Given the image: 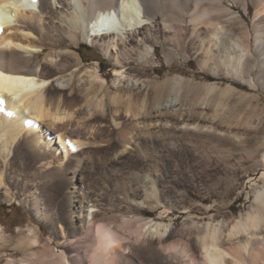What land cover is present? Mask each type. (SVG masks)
<instances>
[{
	"label": "bare ground",
	"instance_id": "1",
	"mask_svg": "<svg viewBox=\"0 0 264 264\" xmlns=\"http://www.w3.org/2000/svg\"><path fill=\"white\" fill-rule=\"evenodd\" d=\"M160 43L168 54L202 66L254 73V84L264 92V0H0V201L12 200L11 189H17L16 200L60 234L58 244L71 249L69 259L41 243L37 226H27L26 234L19 232L11 242L0 225V249L10 246L23 254L6 264H143L157 254L160 264H264V186L229 225L206 213L189 214L183 235L163 220L170 209L186 208L179 192L171 191L179 183L164 175L152 155L154 146L170 152L167 143L179 144V152L231 174L237 161L209 133L237 136L229 126L204 125L202 136L193 139L188 132L194 127L179 122L184 118L172 121L179 131H167L164 109L179 103H154L146 89L137 92L141 83L151 82L133 67L148 62ZM84 44L110 62L113 83L108 85L97 62L83 64ZM126 75L134 82L112 96ZM115 101L129 107L120 121ZM134 153L143 161L152 155L138 168L145 173L115 179L116 161L126 164ZM98 177L122 192L109 198L107 184H94ZM55 193L61 200L50 207ZM143 208L162 210L143 217ZM131 225L138 229L128 230L132 237L107 244L112 227ZM94 229L101 245L106 243L101 255L87 253ZM170 238L171 248L159 254L155 245ZM183 243L192 258L182 252Z\"/></svg>",
	"mask_w": 264,
	"mask_h": 264
},
{
	"label": "rangeland",
	"instance_id": "2",
	"mask_svg": "<svg viewBox=\"0 0 264 264\" xmlns=\"http://www.w3.org/2000/svg\"><path fill=\"white\" fill-rule=\"evenodd\" d=\"M244 18L249 22L247 16L244 15ZM79 50L83 64H90L92 66L96 65L95 62H97L98 69L108 85L113 83L115 79L113 75L114 70L107 59L87 44H84ZM133 67L144 79H148L151 82L149 85L146 82L141 83L136 90L137 92H142L146 89L154 103L159 101L162 104L179 103L177 106H169L164 109L167 115H165L166 120L171 125L167 131H179L175 130L172 124V121H177L179 118H184V121L179 122L189 123L190 126L194 127L193 130L188 132L193 136V139L199 138L200 135L202 136V133L199 131H201V128L204 129V125H212L218 129H224L228 126L234 130L236 129L234 132H236L237 140L219 137L214 133L213 135L212 132L209 133L212 139L220 140L222 148H226L227 153L231 155L230 158L237 161V164H235L237 167H235V170L231 174H225L216 165L203 161L198 155L192 154L189 151V153L187 151L185 153L183 151L179 152L177 150V148H181L179 144L171 145L167 143L170 150L174 149L170 152L164 151L161 144L154 146L155 148L152 150V155L157 157L164 175L168 176V179H174L179 183L171 191L173 193L179 192L181 195L180 202L186 208L183 210L170 209V212L162 214L165 223L170 224L172 222L175 234L182 232L185 235L187 233L185 227L187 223L185 222L188 216H190L189 214L192 217L196 215L201 216L202 213H206L205 216L211 218L218 217L219 220L229 225L232 219L249 210L251 205H253L255 191L264 186V92L259 90L254 84V73L244 75L242 72L239 73V70L235 71L226 66L218 68L213 65L208 67L202 66L196 59L191 57L183 59L180 56L168 54L167 48L161 43L156 46L155 55H151L148 62H138ZM126 76L127 79L120 83L121 86L118 84V87L112 88V96L118 94L119 92L117 91L124 93L127 87L132 85L134 78L130 75ZM207 77H210V79ZM75 84L77 85L78 82L76 81ZM125 104L115 101V108H118L120 114L119 121L126 115V111L129 108L128 104ZM109 116L110 107H108L106 114L103 116V122L107 126L109 125L107 121ZM181 136L185 135L182 134ZM105 138L102 136L100 139L103 140ZM192 142L190 144L189 142L185 143L184 148L194 143ZM116 145H118V142L115 131ZM205 147L207 148V146ZM105 148L107 146L98 147L101 151ZM146 148H149V146L146 145ZM132 155L133 159L130 161L131 163L127 162L130 164L123 162L124 164L119 163V165L116 161L115 179H133L138 175L141 176L145 171L141 172L138 168L141 164L151 162V158H153L152 155L151 157L148 156V159L146 158L147 160H144V162L138 154L134 153ZM249 155L251 158L247 159ZM244 158L246 159L244 160ZM126 167L128 168L126 169ZM94 181V184L98 183L97 186L99 187L107 184V195L109 198L115 195L117 190V193L122 192L118 187H115V182L107 183L103 178L101 180L100 177ZM12 189L11 194L13 199L10 201H0V225L4 228L5 236L11 242H14L19 237V232L22 235L26 234L25 229L27 226H37L40 229L41 243L49 242L54 251L63 250L67 254V257H69L71 249L68 246L58 244L61 239L60 234L58 235V233L54 232L52 226L34 218L23 204L19 200H16L18 199L16 194L17 189ZM53 198L48 202L50 207H54L56 202L61 200L60 193H55ZM161 210V208L154 210L143 208L140 215L143 217H157ZM182 224H185V226ZM112 229H115V232L112 236L108 235L107 237V244L109 245L115 239H123L128 235L132 237L128 230H138L133 225L112 227ZM97 231L96 229L92 231L94 239L90 242L91 247L87 248L88 254L96 252L101 255L106 250V243L101 245L99 238L96 239L95 237ZM171 241L173 239L170 238L166 242L164 241L155 245L158 248L159 254L171 248ZM182 252L186 253V257L187 255L191 258L194 256L193 251L190 250L186 243L182 245ZM22 255L21 252H16L10 246H6L0 249V264H6L10 259L16 260L22 257ZM157 258L158 254L149 261L143 262V264H160Z\"/></svg>",
	"mask_w": 264,
	"mask_h": 264
},
{
	"label": "trees",
	"instance_id": "3",
	"mask_svg": "<svg viewBox=\"0 0 264 264\" xmlns=\"http://www.w3.org/2000/svg\"><path fill=\"white\" fill-rule=\"evenodd\" d=\"M208 79H210V77H207Z\"/></svg>",
	"mask_w": 264,
	"mask_h": 264
}]
</instances>
